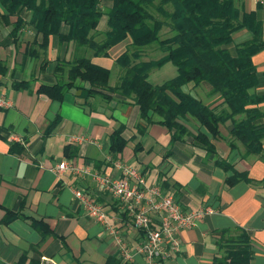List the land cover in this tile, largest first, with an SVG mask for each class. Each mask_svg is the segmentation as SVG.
<instances>
[{
    "label": "crops",
    "instance_id": "0c3cea01",
    "mask_svg": "<svg viewBox=\"0 0 264 264\" xmlns=\"http://www.w3.org/2000/svg\"><path fill=\"white\" fill-rule=\"evenodd\" d=\"M233 3L239 14L253 12L260 23L264 42V2L233 0ZM102 4L105 8L108 1ZM18 16L26 21L29 11L21 9ZM15 19L14 15L8 20L12 23ZM10 27L0 25V60L7 68V72L0 75V98L10 102L8 107H0V220L5 210H10L41 221L51 234L41 239L29 219L23 217L5 224L0 222V264H147L136 252V246L143 239L141 231L131 225L129 216L116 199L100 192L88 174L78 172L88 168L118 177L117 161L138 169L145 185L159 184L184 209L203 206L212 209L191 228L178 232V251L160 264H210L213 256L222 252L227 241L238 234L237 229L249 237L252 253L250 259L241 264H264V162L256 155L244 154L239 143L233 149L228 147L223 140L229 127L227 122L219 126L221 137L213 140L216 153L237 171L245 170L248 177L255 180L253 184L237 182L227 186L224 177L228 173L213 165L212 157L194 147L190 137L170 143L167 130L158 124H151L143 134H138L134 129L138 121L137 107L123 96L113 94L111 99L103 100L94 95L80 106L76 103L77 90L73 88L60 101L36 94L34 89L39 83L55 82L56 59L89 56V52L74 47L71 41L48 36L44 57L47 62L38 70L43 56L37 58L38 61L21 60L33 31L24 25L14 43L8 36ZM96 29H106L105 15L100 16ZM66 31L65 26L60 27V33ZM250 36L251 32L245 28L235 30L226 49L233 55L234 45ZM127 43L124 40L112 55L111 49L117 44L111 47L107 57L89 58L108 68L111 75V70L118 72L113 59ZM14 53L18 55L15 60L12 56L8 58ZM250 60L255 71V85L248 93L264 97V48L254 53ZM167 64L159 67L171 66ZM31 76L35 80L31 81L30 90L11 87V81ZM151 83L156 82L152 80ZM108 84L113 85V79H108ZM256 107L261 116L255 123L264 128V98ZM56 117L57 123L45 134L44 129ZM120 125L126 144L111 156L109 135ZM194 127V123L188 124L191 132L195 131ZM62 160L68 165L57 174L54 167ZM80 188L96 193L110 224L128 248L131 255L128 261L119 256L113 236L81 210L72 193Z\"/></svg>",
    "mask_w": 264,
    "mask_h": 264
},
{
    "label": "trees",
    "instance_id": "16d2710c",
    "mask_svg": "<svg viewBox=\"0 0 264 264\" xmlns=\"http://www.w3.org/2000/svg\"><path fill=\"white\" fill-rule=\"evenodd\" d=\"M103 1L106 0H0V25L11 26L8 36L14 43L24 25L33 31L21 54L22 61L43 56L38 70L43 69L51 35L89 52V56L56 59L55 82L39 83L34 92L60 101L73 88L80 106L94 95L103 100L111 99L113 94L123 96L137 107L134 129L138 134H143L149 125L158 124L167 130L170 143L190 137L194 147L213 154L212 164L228 173L224 177L227 186L237 182L253 184L255 180L245 170L237 171L219 157L213 144L214 139L221 137L219 126L227 122L229 127L223 140L228 147L233 149L238 142L244 154L256 155L264 162V128L255 123L261 116L256 105L264 97L248 93L255 85L251 56L264 48L260 23L253 12L239 14L233 0H107L105 8ZM21 9L29 11L26 21L18 16ZM14 15L16 19L10 23L8 19ZM101 15H105L106 29L98 31ZM61 26L66 27V33H60ZM162 26L167 28V34L160 38ZM240 28L249 30L251 36L236 43L231 55L226 45ZM124 40L128 43L113 59L118 74L114 84L109 85L110 70L91 62L89 57H107L108 50ZM152 43L162 55L142 60V53ZM166 62L174 67V74L160 83L149 82L148 72ZM6 72L5 63L0 60V75ZM32 80L33 76L13 80L11 87L30 90ZM57 121L58 117L49 122L44 133ZM190 122L194 123V132L188 129ZM121 130L120 125L109 135L111 156L126 144ZM16 217L26 218L5 210L0 222L5 224ZM26 219L41 239L51 234L41 221ZM237 230L238 234L227 241L210 264H241L250 259L249 237Z\"/></svg>",
    "mask_w": 264,
    "mask_h": 264
},
{
    "label": "built area",
    "instance_id": "2783aa9c",
    "mask_svg": "<svg viewBox=\"0 0 264 264\" xmlns=\"http://www.w3.org/2000/svg\"><path fill=\"white\" fill-rule=\"evenodd\" d=\"M9 104L8 100L0 98V107L5 108ZM67 165L68 163L62 160L56 163L54 171L59 174ZM115 167L120 170L118 177L91 171L88 168L78 172L88 174L100 192H105L118 201L121 209L129 216L131 225L143 234V239L136 246V252L147 264H160L171 253L178 251V232L191 228L204 214L211 213L212 209L203 206L186 210L172 194L164 192L159 184L145 185L138 169L121 161H117ZM72 193L83 213L102 225L113 236L119 256L122 260L128 261L131 256L128 248L117 230L110 224L96 193L83 188L74 189Z\"/></svg>",
    "mask_w": 264,
    "mask_h": 264
},
{
    "label": "rangeland",
    "instance_id": "374dc122",
    "mask_svg": "<svg viewBox=\"0 0 264 264\" xmlns=\"http://www.w3.org/2000/svg\"><path fill=\"white\" fill-rule=\"evenodd\" d=\"M166 34H167V28L165 26H162L158 35L160 38H162ZM121 44H122V42L118 43L116 46H114V48L111 49V55L116 52V50L119 48V46ZM152 44H150L151 46L145 48V53L144 54L142 53V55H141L142 60L156 59L162 55V53L157 49L156 45H154V44L152 45ZM19 54H21V53H19ZM11 56L14 58V60L18 57V55L14 53L13 55H9L8 58ZM40 59H41V57H40ZM27 60L29 61L32 59H27ZM38 60L39 59H37L36 61H38ZM104 61H105L104 63H107L106 62L107 60H104ZM167 65H171V64L168 62ZM169 67H171V71L169 70ZM116 69L118 70L117 66H116ZM31 71H33V70L31 69L30 72ZM26 72H28V71H26ZM117 74H118V72L116 70H111V75L109 77V80L111 81V79H113V81L115 82ZM173 74H174V67L172 65L171 66L154 67L151 69V71L149 73L148 80L150 82H152V80H154L156 83H160L163 80L170 78ZM236 143H238V142H235V147H236ZM215 152H216V150H215ZM206 156H210L213 159V154H211V153L206 154Z\"/></svg>",
    "mask_w": 264,
    "mask_h": 264
}]
</instances>
